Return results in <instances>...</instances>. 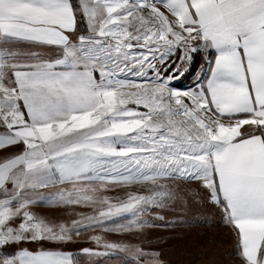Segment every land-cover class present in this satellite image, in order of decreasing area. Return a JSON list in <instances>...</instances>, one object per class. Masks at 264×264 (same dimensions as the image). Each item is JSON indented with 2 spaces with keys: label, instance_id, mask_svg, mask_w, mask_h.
<instances>
[{
  "label": "snow or ice",
  "instance_id": "6c2138e0",
  "mask_svg": "<svg viewBox=\"0 0 264 264\" xmlns=\"http://www.w3.org/2000/svg\"><path fill=\"white\" fill-rule=\"evenodd\" d=\"M78 17L88 34L74 43ZM21 41L55 46L62 58L21 55ZM202 48L215 52L206 82L171 87L178 76L157 64L183 49L181 73ZM0 128V149L23 145L0 161V247L69 242L124 216L132 219L106 230L143 228L146 213L181 198L161 181H181L222 208L241 264H264V0H0ZM66 183L71 191H42ZM93 184L153 189L119 203L104 197L106 208L71 226L30 211L95 204ZM0 264L75 261L23 250Z\"/></svg>",
  "mask_w": 264,
  "mask_h": 264
},
{
  "label": "rangeland",
  "instance_id": "374dc122",
  "mask_svg": "<svg viewBox=\"0 0 264 264\" xmlns=\"http://www.w3.org/2000/svg\"><path fill=\"white\" fill-rule=\"evenodd\" d=\"M78 3L79 0H76L77 5ZM81 18L85 23L86 33H79L80 35H87V24L84 18ZM210 51L212 52L210 49L202 48L192 53L191 60L184 64L181 73H177L173 70L181 64L180 57L183 55V49H178L163 64L158 63L157 69L162 75L166 76L172 73L178 76L177 79L171 81V87L178 90L191 89L198 83L203 82V77L209 65ZM51 53L53 55L57 52L52 51ZM196 54L200 58H197L198 55ZM196 63V72L189 75L188 71ZM154 74V71L148 73V75ZM97 79H99L98 73ZM175 82L180 83L183 87L176 88L174 86ZM161 183H166L172 191L179 193L181 198L170 201L168 206L163 209L157 208L146 213L141 218L144 222L143 228L146 229L145 231L143 229V232L135 227L128 231L106 230L115 227L117 224H127L132 219L131 216H124L114 222L82 230L78 235L72 233V239L69 242L44 240L34 244L30 243L28 247L45 245L46 247L59 246L70 249L74 252L75 264H171L170 246L172 243L175 244V248L181 247V243L184 244L185 248L190 245V254H196L195 244L204 243L206 245L204 258L189 257L187 264L191 262L195 264H241L236 234L231 225L225 221L222 208L210 200L207 191L195 182L161 181ZM92 186L98 189L96 193H88L97 200L95 204L49 205L43 203V207H32L31 209L36 216L46 219L50 224L71 226L73 220H79L85 216H95L100 210L106 208V205L98 203L104 197L110 198L112 203H119L125 201L127 195L131 192L149 194V191L153 189L151 184H114L109 185L106 189L101 188L99 184H93ZM51 188L49 191L54 194L61 189L66 192L71 191L72 185L66 183L51 186ZM197 190H199V195L194 197L192 194ZM158 217H163V219ZM160 224L163 225L161 226L162 229H160ZM176 231L182 232L181 234H184V236L180 237L178 241H172L171 234ZM186 236H194L195 240L191 237L188 239ZM198 236H200L201 241L196 240ZM93 237H100V240L97 241ZM158 238L159 240L162 239L163 255L161 257L155 256L153 244L155 239ZM107 244H119L125 250L107 248L105 246ZM137 248L141 249L144 255H138L135 251ZM85 249L88 250L87 253L84 251ZM184 260H187V258H184Z\"/></svg>",
  "mask_w": 264,
  "mask_h": 264
},
{
  "label": "crops",
  "instance_id": "0c3cea01",
  "mask_svg": "<svg viewBox=\"0 0 264 264\" xmlns=\"http://www.w3.org/2000/svg\"><path fill=\"white\" fill-rule=\"evenodd\" d=\"M86 22V21H85ZM80 36V33L76 30V32L74 34L71 35V38L73 40L74 43L78 42V37ZM15 43V47H14V51L20 53L21 55H29V54H36V55H39L40 57H43V58H53V59H58V58H62V50L55 47V46H48V45H32L30 44L29 42H14ZM28 52H27V50ZM20 50H22L20 52ZM212 50V49H210ZM52 51H56L57 53L53 54L52 55ZM213 51V58L212 60H214V56H215V52L214 50ZM211 60V61H212ZM210 64V63H209ZM208 68H209V65H208ZM208 68H207V71H206V76H205V79L203 82H206V79H207V75L209 74L208 73ZM5 132V129L4 128H1L0 129V134H3ZM23 150V145L22 144H18V145H15V146H9V147H6L5 149H0V161L6 159V158H10L11 156L15 155V154H19L20 152H22ZM54 187V186H52ZM60 187V186H59ZM50 189L51 186L48 188V189H44L42 190L45 194H51L50 193ZM43 204V203H42ZM42 204H38V205H35L33 207H37V208H40V207H43ZM45 209V207H44ZM30 211L33 213L32 209H30ZM34 214V213H33ZM35 215V214H34ZM20 223V220L17 219L13 224L12 226L13 227H18ZM160 227L163 226L162 224L159 225ZM144 228H139V231L143 232L145 231L146 229ZM162 229V227L160 228ZM143 230V231H142ZM182 233V232H181ZM179 231H176L175 233H172L171 235V238H172V241H178V239H180V237H183L184 234H181ZM188 239L191 237V236H186ZM145 238V237H144ZM193 240H195V237L192 236L191 237ZM181 239H184V238H181ZM196 240H200V236L197 237ZM44 240L42 241H31V240H25L23 242H20L18 244H10V245H6L4 247H0V258H4V257H11V256H14L16 255L18 252L20 251H23V250H28V251H32V252H39V251H50V252H62V253H71L73 258H74V252L71 251L70 249H66V248H61V247H46L45 245H42V246H38V247H28L29 245L28 244H34L36 242H43ZM46 241H51V240H46ZM143 242H146V241H143ZM140 243V242H139ZM178 243V242H177ZM154 248H155V256L156 257H161L163 255V252H162V239L159 240L158 239H155L154 241ZM27 245V246H26ZM205 244L202 243H198V244H195L194 245V250L196 251L195 253L196 254H190V250H191V247L190 245H188L186 248L184 247V244L181 243V247L178 246L177 248H175V244L172 243L171 246H170V249H171V257H172V262L171 264H187L188 263V258H199V257H202L204 258V248H205ZM209 248V247H208ZM210 249V248H209ZM176 257V259L173 260V258ZM207 257H209L207 255ZM184 258H187V260H184ZM190 264H195L194 262L190 263Z\"/></svg>",
  "mask_w": 264,
  "mask_h": 264
},
{
  "label": "trees",
  "instance_id": "16d2710c",
  "mask_svg": "<svg viewBox=\"0 0 264 264\" xmlns=\"http://www.w3.org/2000/svg\"><path fill=\"white\" fill-rule=\"evenodd\" d=\"M73 4H74V5H77V4H76V0H73ZM77 31H78V32H81L82 34H85V33H86V26H85V23H84V21L82 20L81 17H78V27H77ZM196 55H198V54H196ZM197 58H200L199 55L197 56ZM212 58H213V51H212V52L210 51V60H209V63L211 62ZM196 70H197V63H196V65H195L194 67H191V69L188 71V72H189V75L192 74V73H195ZM205 76H206V74H205ZM205 76L203 77V81H204V79H205ZM174 86H175L176 88H181V87H183V86H181V84L178 83V82H175V83H174Z\"/></svg>",
  "mask_w": 264,
  "mask_h": 264
}]
</instances>
